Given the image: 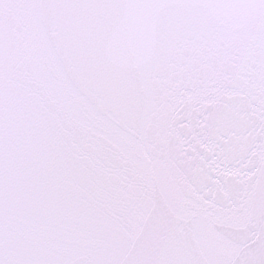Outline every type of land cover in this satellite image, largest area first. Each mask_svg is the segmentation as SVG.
Segmentation results:
<instances>
[{"label": "snow or ice", "instance_id": "1", "mask_svg": "<svg viewBox=\"0 0 264 264\" xmlns=\"http://www.w3.org/2000/svg\"><path fill=\"white\" fill-rule=\"evenodd\" d=\"M0 264H264V0H0Z\"/></svg>", "mask_w": 264, "mask_h": 264}]
</instances>
